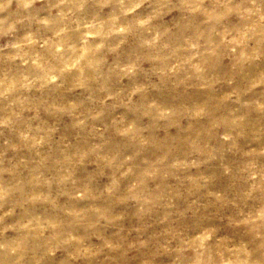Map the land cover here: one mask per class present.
<instances>
[{
	"label": "clouds",
	"instance_id": "9594fccd",
	"mask_svg": "<svg viewBox=\"0 0 264 264\" xmlns=\"http://www.w3.org/2000/svg\"><path fill=\"white\" fill-rule=\"evenodd\" d=\"M88 9L94 12L86 15ZM84 28L99 42L82 52L72 41L83 39ZM42 32L62 33L64 46L35 53L30 46ZM116 41L136 50L123 68L109 66L104 55L116 52ZM5 51L0 264H52L58 253L59 264H124L131 253L141 257L139 264H157V257L164 264H264V123L248 127L253 113L264 120V0H0V53ZM225 59L227 71L221 68ZM146 61L152 71L122 87L120 80L135 76ZM237 80L244 84L234 90L238 102L260 93L243 100L242 113L236 109L217 122L210 107L197 106L212 128H225L223 150H194L205 171L178 176L162 157L156 172L149 174V165L136 172L156 127L188 115L181 105L163 117L166 105L150 90L187 93ZM75 89L81 90L75 100L62 99L61 90ZM109 99L133 118H110ZM65 117L77 134L67 143L53 142ZM109 129L122 141L115 151L106 147ZM227 153L234 159H226ZM86 163L96 164L97 175H107L108 182L95 185L93 178L82 207L61 205L68 190H83L73 176ZM133 174L134 183L122 191V179ZM163 177L176 184L150 187ZM219 177L227 183L215 187ZM101 198L109 206L97 207ZM41 205L50 211H37Z\"/></svg>",
	"mask_w": 264,
	"mask_h": 264
},
{
	"label": "rangeland",
	"instance_id": "374dc122",
	"mask_svg": "<svg viewBox=\"0 0 264 264\" xmlns=\"http://www.w3.org/2000/svg\"><path fill=\"white\" fill-rule=\"evenodd\" d=\"M43 2V0H41ZM36 11H40L39 5ZM57 9H52L55 13ZM94 12V9H88L85 13ZM19 36H24L26 33L23 31L18 34ZM63 38V34L57 36L55 32H42L39 36L33 37L34 43L30 47L35 53L45 54L52 44L56 47H63L64 45L59 43ZM92 42H99V37L95 35L94 32L89 31L87 28L83 29V39L78 43L73 39L72 43L75 47L80 49V51H86L84 47ZM120 46L116 49L114 53H105L107 64L113 66L116 63H121V67H124L123 62L135 55V47L132 43H121L116 41ZM8 54L6 51L0 53V55ZM177 56H184L187 58V52H178ZM191 55L194 57L196 55L195 48L193 47ZM175 62V61H174ZM230 63L225 59L221 65L222 70L227 71ZM129 67L134 68V65ZM153 69V64L151 61H146L139 72L135 76L131 74L124 76L120 80V85L122 87H129L138 78H142L144 75L150 73ZM243 82L237 80L232 85H229L225 81H220L216 83L211 89L205 88H194L190 89L187 93H183L181 90H157L152 89L149 91L148 95L156 97L160 103L166 105L161 109V115L167 117L170 114L171 108L176 106H184V110L188 113L187 117L182 120H173L169 123L161 126H157L155 132L151 138L143 144L140 166L136 170L138 173L141 170H146L145 165H149L152 169V174L157 171L156 162L162 157L167 161H170L172 165L177 170V175L180 176L186 170L189 175H197L200 172L206 170V165L200 162L198 154L194 150L200 145L207 146L212 149L223 150V144L221 143L222 137L225 134V128L223 126L212 128L208 121L202 117L198 111L197 106L207 105L212 109L213 118L217 121L226 120L230 114H233L236 109L242 113L244 109L240 106L243 100L259 95V92L254 91L249 93L248 97L240 98L238 102L237 96L233 95L234 90L243 88ZM62 99L65 101L75 100L80 89H75L72 92L63 91ZM110 105L108 114L110 118L119 119L127 117L131 120L133 117L127 112V109L123 106H116V102L109 99L106 101ZM41 118L49 123L52 122V117L47 113H41ZM264 120H261L255 113L249 116L250 128H258ZM72 120L69 117H65L63 121L55 128L52 133L53 142L64 141L65 143L72 141L77 134V130L72 126ZM99 127V125H97ZM121 132L124 130L121 129ZM105 138L108 140L106 145L109 151H115L120 143H122L120 137H118L112 129H109L104 133ZM47 147V146H45ZM226 159H234L232 153L226 154ZM134 176H125L121 182V190L127 191L129 186L134 183ZM94 178L95 185H103L108 182L107 175L99 176L97 175V166L94 163H86L75 171L73 180L76 182V187L83 186V190L72 192L68 190V194L60 197V204L63 206L72 207H82L87 201L83 199L86 193L91 189L92 181ZM227 181L223 177H219L216 181L215 187H221L226 184ZM157 184H176V180L173 177H163L156 180L150 187H156ZM187 185L181 190H185ZM42 194H47L46 191ZM96 206L103 208L109 206V202L101 198L97 200ZM114 212L119 213L122 210L121 206L112 209ZM39 212L50 211L47 205H41L37 209ZM19 218V214L18 217ZM213 223H217L213 221ZM224 230L227 231V225H224ZM62 254L58 253L57 256L52 260V264H59ZM141 257L135 253L129 254V257L125 258L124 264H139ZM163 257H157V264H164Z\"/></svg>",
	"mask_w": 264,
	"mask_h": 264
}]
</instances>
